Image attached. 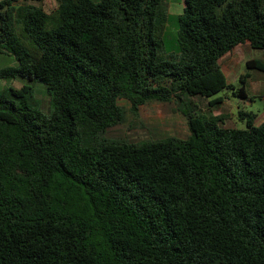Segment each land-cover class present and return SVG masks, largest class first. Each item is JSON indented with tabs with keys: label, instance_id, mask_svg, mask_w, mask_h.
<instances>
[{
	"label": "trees",
	"instance_id": "obj_1",
	"mask_svg": "<svg viewBox=\"0 0 264 264\" xmlns=\"http://www.w3.org/2000/svg\"><path fill=\"white\" fill-rule=\"evenodd\" d=\"M17 1L0 0V76L42 82L50 110L0 90V264H264V121L191 99L245 96L217 59L245 39L264 55V0H182L172 52L165 0ZM119 98L173 101L187 135L104 136Z\"/></svg>",
	"mask_w": 264,
	"mask_h": 264
},
{
	"label": "rangeland",
	"instance_id": "obj_2",
	"mask_svg": "<svg viewBox=\"0 0 264 264\" xmlns=\"http://www.w3.org/2000/svg\"><path fill=\"white\" fill-rule=\"evenodd\" d=\"M167 7V17L165 28L162 34L163 50L172 52L176 48L175 30L177 27L176 14L180 11L182 0H165ZM35 3L48 11L56 5L55 0H18L16 3ZM16 64V60L12 54L0 50V69ZM245 66H240V71H244ZM253 72L251 73V75ZM236 82V81H235ZM28 84L31 88V99L35 102L36 107L41 112L47 114L50 110L49 94L45 85L37 79H28L22 75L0 76V90L8 87H18L21 84ZM237 83H239L237 81ZM229 89L220 90L209 96L193 95L191 99L198 104V110L202 112H212L216 105H208L207 100L217 94H223ZM247 95L251 98L250 105H242L241 108L250 110L255 107H262L264 99L260 94L253 92L247 85ZM231 102L237 101V97H230ZM117 102L125 109L124 118L121 122L107 126L103 135L113 139H125L128 141H140L142 139L159 138L167 135L184 137L188 131L186 128L185 117L177 109L173 101L149 100L138 105L136 114L128 110V102L119 98ZM220 110H227L226 101L218 103ZM213 106V107H212ZM233 123L236 127H242L244 120L237 117L236 109L234 110ZM225 122H229L225 119ZM225 125V124H224Z\"/></svg>",
	"mask_w": 264,
	"mask_h": 264
},
{
	"label": "crops",
	"instance_id": "obj_3",
	"mask_svg": "<svg viewBox=\"0 0 264 264\" xmlns=\"http://www.w3.org/2000/svg\"><path fill=\"white\" fill-rule=\"evenodd\" d=\"M250 58L261 59L264 61V55L262 50L251 47L249 45L248 40L245 39L233 45L230 49L222 53L217 59L219 67L223 72L226 81L232 83L235 86H238L240 83L238 81V75L242 72L247 73V76L244 78V83H243V88L245 92L244 97L236 96L232 94L231 91L228 90H224L225 92L223 94H217L213 96L216 97L218 95H221V100L213 104L216 105L217 107L216 109L214 108L212 109L213 110L212 113L221 112L222 114H224L223 124L227 126H235L236 122L233 123V115L235 114L234 113L235 109L236 112L238 110H246L240 107L239 102H241L242 105H250L252 102L251 98L247 95V85H249V88L253 92L260 94L261 98L262 95L264 94V72L260 69H256L253 67H246L245 61ZM241 65L245 66L246 69H244V71H240ZM252 72L253 74L251 75ZM237 81L239 83H237ZM230 97H237L238 100L231 102ZM224 101H226L227 110L222 111L218 108L219 107L218 103H223ZM249 111L254 113L253 123L256 124L264 121V105L262 107H255L254 109H250ZM225 119L228 120L229 122H225Z\"/></svg>",
	"mask_w": 264,
	"mask_h": 264
},
{
	"label": "built area",
	"instance_id": "obj_4",
	"mask_svg": "<svg viewBox=\"0 0 264 264\" xmlns=\"http://www.w3.org/2000/svg\"><path fill=\"white\" fill-rule=\"evenodd\" d=\"M262 98H264V94L262 95Z\"/></svg>",
	"mask_w": 264,
	"mask_h": 264
}]
</instances>
